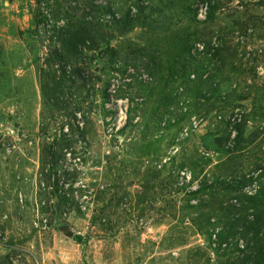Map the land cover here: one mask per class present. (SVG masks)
Returning <instances> with one entry per match:
<instances>
[{"label": "rangeland", "instance_id": "1", "mask_svg": "<svg viewBox=\"0 0 264 264\" xmlns=\"http://www.w3.org/2000/svg\"><path fill=\"white\" fill-rule=\"evenodd\" d=\"M36 263L264 264V0H0V264Z\"/></svg>", "mask_w": 264, "mask_h": 264}, {"label": "water", "instance_id": "2", "mask_svg": "<svg viewBox=\"0 0 264 264\" xmlns=\"http://www.w3.org/2000/svg\"><path fill=\"white\" fill-rule=\"evenodd\" d=\"M62 231L65 232V235L69 238H73L74 234L72 231L68 230L66 227H62L61 228Z\"/></svg>", "mask_w": 264, "mask_h": 264}, {"label": "built area", "instance_id": "3", "mask_svg": "<svg viewBox=\"0 0 264 264\" xmlns=\"http://www.w3.org/2000/svg\"><path fill=\"white\" fill-rule=\"evenodd\" d=\"M123 114H124V113H122V110H120L118 116H119V119H120L121 122L125 121V117L123 116ZM120 121H119L118 126H120ZM36 264H40V263H36Z\"/></svg>", "mask_w": 264, "mask_h": 264}, {"label": "trees", "instance_id": "4", "mask_svg": "<svg viewBox=\"0 0 264 264\" xmlns=\"http://www.w3.org/2000/svg\"><path fill=\"white\" fill-rule=\"evenodd\" d=\"M74 240H75L77 243H80V242H81V237H80V236L74 237Z\"/></svg>", "mask_w": 264, "mask_h": 264}]
</instances>
